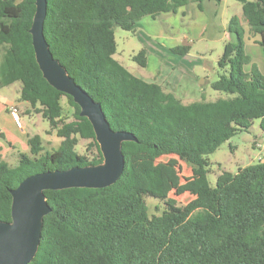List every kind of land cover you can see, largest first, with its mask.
Masks as SVG:
<instances>
[{
    "label": "trees",
    "instance_id": "trees-1",
    "mask_svg": "<svg viewBox=\"0 0 264 264\" xmlns=\"http://www.w3.org/2000/svg\"><path fill=\"white\" fill-rule=\"evenodd\" d=\"M204 0H47L43 35L54 59L94 102L110 128L132 134L123 142L119 179L102 189L45 191L51 211L43 218L40 243L29 264H264V161L222 171L210 185L213 154L224 142L248 131L254 120L264 134V74L245 52L244 29L236 16L217 61L212 90L228 96L212 102L182 104L160 85L132 75L114 59V29L132 31L145 16L157 18ZM220 3L222 0H211ZM253 35L264 36V0H235ZM35 0H0V89L21 85L19 100L47 121L61 139L58 149L42 153L38 135L28 139L30 154H18L12 168L0 159V221L10 222L11 195L25 178L47 171L97 165L102 156L79 107L52 88L35 62L29 29ZM258 45H264L261 41ZM184 57L187 46L169 50ZM264 52V51H263ZM146 66L141 49L133 58ZM250 65L248 72L244 66ZM65 97L73 119L65 121L59 102ZM48 131V133L50 132ZM79 140L96 151L78 154ZM174 155L191 167L195 197L180 207L166 198L159 168L143 171L139 184L132 159ZM145 197L163 202L149 216Z\"/></svg>",
    "mask_w": 264,
    "mask_h": 264
},
{
    "label": "rangeland",
    "instance_id": "rangeland-1",
    "mask_svg": "<svg viewBox=\"0 0 264 264\" xmlns=\"http://www.w3.org/2000/svg\"><path fill=\"white\" fill-rule=\"evenodd\" d=\"M234 0H227V4H224V12L233 11V5L237 6ZM227 6V8H226ZM242 26L245 30L249 28L245 19L242 21ZM209 32V31H208ZM253 34L246 31L244 33V42L247 46V55L254 58L251 48L252 46L249 40ZM259 41L264 45V36L257 35ZM115 40V53L114 59L118 61L125 69H127L132 75L137 73L149 74L153 73L155 69V55L152 54L156 51L157 47H161V40H155L149 38L144 31L135 29L132 31H124L120 28L114 29ZM234 39L227 30L220 29L216 41L206 39V42H196L191 51L186 57H180L172 54L171 52L166 54H158L157 59L164 61L167 68H169V74L174 75L176 78H183V80L190 78L195 80L196 84L200 85V89L203 91V98L201 100L206 102H212L217 99H224L228 95L212 90L210 84L218 79L221 74L217 67L218 59L224 53V47L226 43L232 42ZM152 47L153 50L150 49ZM264 47V46H263ZM1 48V47H0ZM2 49V48H1ZM143 49L146 54L147 66L144 68L137 65L133 61V57ZM258 50V49H257ZM260 50V49H259ZM264 49L262 48V54L264 55ZM258 58L261 67L264 66V57ZM173 67V69H172ZM160 70V69H159ZM168 74V75H169ZM167 75V76H168ZM20 84L19 82L16 85ZM198 100V101H201ZM63 107V117L65 121H71L73 119V110L68 105L65 97L59 101ZM19 114V112H18ZM20 117V115H19ZM26 122L30 123L27 127L34 131L40 132V135L44 138L43 141V154L46 152H52L59 148L61 139L58 138L54 130H50L47 121L32 115L26 118ZM49 129L50 132H43L42 129ZM45 133V134H44ZM88 140H79V143L75 147L78 154H83L92 159L96 151L94 148L90 149ZM210 161L209 173L207 179L210 185H215L216 177L222 171H228L235 173L238 168L245 167L247 165L255 164L259 161H264V134L259 129L258 120H254L251 128L248 131H241L224 142L213 154L208 156ZM10 167L17 166L15 158H7ZM132 165L136 175L139 178V184L144 187V181L142 178L143 171L150 168H159L163 179V189L166 198L175 200L177 206H184L195 197V188L193 185V176L191 167L180 161L174 155L162 156L156 160L149 159L146 156H135L132 159ZM145 203L148 207L149 216L159 215L163 209V202L151 197H145Z\"/></svg>",
    "mask_w": 264,
    "mask_h": 264
},
{
    "label": "water",
    "instance_id": "water-1",
    "mask_svg": "<svg viewBox=\"0 0 264 264\" xmlns=\"http://www.w3.org/2000/svg\"><path fill=\"white\" fill-rule=\"evenodd\" d=\"M35 12L29 29L35 62L43 79L55 90L70 96L79 107V116L90 123L102 162L85 167L47 171L25 178L10 191V222L0 221V264H29L40 243L43 218L51 211L45 191L72 188L102 189L113 185L120 177L124 158L123 142H136L124 131H113L99 103L68 75L54 59L43 35L47 0H35Z\"/></svg>",
    "mask_w": 264,
    "mask_h": 264
},
{
    "label": "crops",
    "instance_id": "crops-1",
    "mask_svg": "<svg viewBox=\"0 0 264 264\" xmlns=\"http://www.w3.org/2000/svg\"><path fill=\"white\" fill-rule=\"evenodd\" d=\"M235 2L238 4L237 6L233 5L234 10L231 11V13L230 11L225 13L223 9L224 4H227V0H222L220 3L204 0L202 10L198 9L196 3H189L179 7L175 13H162L155 19L150 16H145L140 19L134 26L135 32L138 30L144 31L149 38L161 40L162 45L161 47H157L156 51L152 53L156 57L154 72L149 74L136 72L134 76L147 83L160 85L165 92L174 94L182 104H189L201 100V98H203V91L200 89L201 86L196 84V79L194 80L190 76L188 80H183L184 77L176 78L174 75H170L169 68H167L166 65L164 67V61L157 59V53L160 55L164 53L166 54L165 56H167L170 53L169 50L176 46H187L190 52L196 42L202 41L205 43L206 39L216 41L219 30H227L229 20L233 16L239 19L240 25L242 26V21L244 19L242 5L237 1ZM244 31L249 33V28L247 30L244 29ZM249 40L252 46L256 48H251L254 58L248 55L251 63L256 64L259 71L264 74V66L261 67V64L259 65L260 61L258 59L263 55L261 53L262 46L256 43L259 41L258 36L253 35ZM150 49L153 50L152 47H150ZM247 49L245 44L246 54ZM1 55L2 49L0 48V58ZM186 56H188V54ZM147 64L146 61V66ZM249 69L250 65L244 66L245 72H248ZM16 83L0 89V159L8 163L9 166L10 164L7 158L14 157L16 162H18L19 153L30 154L28 145L29 138L38 135L41 139L42 148L44 141L40 132L34 131L30 127L28 128L27 125H30V123L26 122V118L32 115L42 119L41 115L35 112V109L39 107L36 106V108L33 109L28 103L19 100L21 85H16ZM11 107L17 108L19 112L22 125L21 128L15 126L10 116L9 109ZM42 130L46 133L49 131V129L44 128Z\"/></svg>",
    "mask_w": 264,
    "mask_h": 264
},
{
    "label": "built area",
    "instance_id": "built-area-1",
    "mask_svg": "<svg viewBox=\"0 0 264 264\" xmlns=\"http://www.w3.org/2000/svg\"><path fill=\"white\" fill-rule=\"evenodd\" d=\"M9 113H10V116H11V118H12V120H13L15 126H16L17 128H21L22 125H21V122H20V118H19V114H18V110H17V108H15V107H11V108L9 109Z\"/></svg>",
    "mask_w": 264,
    "mask_h": 264
}]
</instances>
